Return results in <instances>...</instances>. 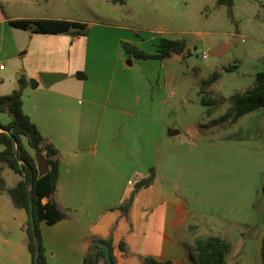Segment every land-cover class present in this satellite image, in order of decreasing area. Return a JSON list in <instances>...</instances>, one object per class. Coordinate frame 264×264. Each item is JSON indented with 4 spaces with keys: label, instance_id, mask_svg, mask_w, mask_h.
<instances>
[{
    "label": "crops",
    "instance_id": "0c3cea01",
    "mask_svg": "<svg viewBox=\"0 0 264 264\" xmlns=\"http://www.w3.org/2000/svg\"><path fill=\"white\" fill-rule=\"evenodd\" d=\"M43 1L47 0H0V3L6 4L11 11L14 6L40 7ZM9 13L0 5L2 27L10 20L33 18ZM75 31L72 29L69 33L55 35L67 34L70 45H73L80 43L79 39L86 35L87 26L84 35L76 34ZM9 34L13 37L9 43L11 50L18 52L25 48L20 55L29 54L35 34ZM123 38H119L115 59L116 62L121 59L122 65L118 66V70L122 79L114 90V84H111L113 78L107 87H100L94 81V86L86 90L82 83L88 76L85 71L82 73L78 70L76 77L66 82L70 73L59 67L60 49L65 50V39L58 41V45L47 44V40L43 44L37 41L33 49L32 54L37 58V63L26 79L22 107L44 140L58 150L56 191L43 202H54L66 214L65 219L53 225L40 224L47 264H82L92 240H111L117 264H140L144 257L167 261L169 264H192L189 256L194 259L193 254L197 255V239L217 236L226 240L230 238L228 227L233 224L238 225L237 228L246 226L250 231L246 232V236L242 235L245 245L250 237L255 236L260 248L264 234L263 196L259 205L263 212L262 233L257 229L253 231L258 226L257 220L260 222L258 211L254 208L256 202L252 199L246 206V212L240 210L242 195L237 196L241 192L240 186H234L232 194L235 195L229 202L236 204H231L227 213L219 210L218 214L212 215L215 220L211 223L205 221V214L208 213L195 210L189 198L180 197L179 192L186 193L193 186L186 174L180 180V172L174 162L178 161L174 157L179 142L173 137L178 136L180 131L163 122L158 126L160 132L156 133L157 136L150 140L146 137L158 124L151 119L152 98L144 104L135 89L140 86L143 97L151 94V90L148 88L147 76L127 77L133 62L131 65L126 60L123 62L129 57L123 52L121 42L133 41ZM49 46H53L54 50L57 48V51L48 50ZM40 73L63 77L45 87L39 79ZM61 81L65 82L51 88ZM3 82L1 80L0 83ZM18 87L10 85L6 93ZM127 98L128 103L124 104ZM7 119L6 115L0 114L2 122ZM131 129L136 130L137 137L132 142L129 140ZM163 130H168L167 134ZM171 131L177 133L169 135ZM186 133L190 137L198 135L195 128ZM144 135L145 138H142ZM129 142L135 144L133 150ZM151 168L155 170L151 185L137 191L128 214L122 215L116 208L130 196L134 185L148 176ZM7 169L10 168L0 163V177L6 189H9L20 178L10 183L6 179ZM262 173L261 187L264 183V168ZM221 204L224 206V201H218V205ZM27 219V212L15 206L5 191H0V264H31L23 230ZM192 219L194 222L196 219V222L193 223ZM188 235L190 237L184 240L183 237ZM119 244H123V250L119 249ZM258 252L259 249L256 250ZM243 253L246 256L248 252ZM98 264H103L101 259ZM234 264H237L236 261Z\"/></svg>",
    "mask_w": 264,
    "mask_h": 264
},
{
    "label": "rangeland",
    "instance_id": "374dc122",
    "mask_svg": "<svg viewBox=\"0 0 264 264\" xmlns=\"http://www.w3.org/2000/svg\"><path fill=\"white\" fill-rule=\"evenodd\" d=\"M0 5L5 12H10L8 15L32 19L56 17L87 26L80 43L70 45L67 34H36L7 23L4 27L0 25V65L4 68L0 70V82L4 81L0 83V95L9 94L6 91L10 85L26 81L37 63L32 54L37 41L43 44L47 40V44L58 45V41L66 40L65 50L60 49L59 66L70 73L66 82L75 78L79 70L88 75L82 81L86 90L94 86V81L100 87H107L111 78L114 79L111 83L114 90L122 79L118 70L121 59L115 60L119 38L132 39L133 42L121 43H129L146 54H154L162 38L184 40L188 47L181 56L162 61H136L132 57L123 60L133 62L127 77L147 76L151 90V94L143 97L140 86L135 89L144 104L152 98L151 119L158 124L142 138L146 136L150 140L157 136L158 126L163 122L176 127L180 134L173 137L179 142L174 157L178 161L174 162L180 180L186 174L193 185L188 192H179L180 197L189 198L195 210L208 213L205 221L211 223L215 220L212 215L218 214L219 210L225 213L230 210L229 206L234 203H229L235 195L233 188L240 186L241 192L237 194L242 195L240 210L246 212L248 202L252 199L256 202L254 208L260 222L257 220L258 226L253 231L257 229L262 233L263 212L259 205L264 168V109L248 113L234 123L214 124L213 121L224 115L228 99L234 92H244L252 87L255 74L264 71V0H234L231 15L216 0H124L122 5H115L112 0H47L41 2L40 7L14 6L11 11L6 4ZM9 32L35 34L29 54L20 55L25 48L18 52L11 50L9 43L13 37ZM221 45L231 47L218 57L212 56L211 50ZM54 49L48 47L50 51H57ZM203 53L207 54L206 59L202 58ZM216 73L218 77L212 85H202V80L211 79ZM62 82L65 81L51 88ZM127 103L128 98L124 101ZM194 128L198 135L188 136L186 132ZM167 131L163 130V133L167 134ZM130 136V142L136 141V130L131 129ZM130 147L133 150L135 144L130 143ZM6 179L14 183L19 176L7 169ZM220 200L221 203L224 201V206L218 205ZM236 226L228 227L230 238L226 241L231 244V251L225 264L235 261L237 264H260L258 238L248 236L250 240L245 245L242 235L246 236L250 231L246 226ZM243 252L248 253L244 256ZM193 257L197 260L196 254Z\"/></svg>",
    "mask_w": 264,
    "mask_h": 264
},
{
    "label": "trees",
    "instance_id": "16d2710c",
    "mask_svg": "<svg viewBox=\"0 0 264 264\" xmlns=\"http://www.w3.org/2000/svg\"><path fill=\"white\" fill-rule=\"evenodd\" d=\"M113 4H124V0H112ZM220 6L227 8L231 15L234 0H216ZM8 24L16 29L29 30L36 34H61L69 33L75 29L76 34H85V23L69 21L65 19H16L10 20ZM122 49L130 58L138 60L155 59L162 61L172 55H183L187 49L186 42L182 39L162 38L157 44L154 54H146L129 43H122ZM218 74H214L211 79L202 80V85L210 86L217 79ZM26 86V81L20 82L17 90L0 95V114L7 116V121L0 120V163L14 171L19 176V181L12 188L6 189L5 183L0 177V191H5L15 206L27 212L28 219L23 226L26 233V244L31 255V264H47L45 250L42 244L40 224L53 225L66 218V214L61 211L54 202H43L50 198L56 191L58 180V150L49 142H46L30 118L24 113L22 107V91ZM264 109V71L258 72L254 76V84L244 92H234L228 99V107L224 115L214 124L220 122L234 123L242 116ZM15 140V145L13 144ZM19 156L20 161L16 158ZM43 158L47 166L44 174L39 173L36 159ZM154 169H150L148 176L134 185L130 196L116 209L122 215L128 214L134 195L141 188L151 185L154 178ZM264 199V183L261 187ZM29 194L32 196V215L30 213ZM34 224L35 231L32 229ZM97 240H92V243ZM110 247V259L112 264H117L111 240H100ZM197 260L190 257L192 264H225L226 257L230 252L231 245L228 241L217 237L209 236L195 241ZM119 249L123 250V244H119ZM261 264H264V234L260 245ZM103 264H109L103 250L97 247L88 249L82 264H98L99 260ZM140 264H169L167 261H159L152 257H144Z\"/></svg>",
    "mask_w": 264,
    "mask_h": 264
},
{
    "label": "water",
    "instance_id": "95a60500",
    "mask_svg": "<svg viewBox=\"0 0 264 264\" xmlns=\"http://www.w3.org/2000/svg\"><path fill=\"white\" fill-rule=\"evenodd\" d=\"M230 47H231L230 45H221V46L215 47L211 50L210 54L212 56L218 57V56L224 54ZM128 64L131 65V61H129ZM38 76H39L40 81L42 82V84L45 87H49L54 82L58 81L59 79H61L63 77L62 75H59V74H50V73H40ZM176 133L177 132H175V131H171V132H169V135H174ZM13 144L15 145L14 139H13ZM16 158L20 161L19 156L17 154H16ZM36 161L38 164L39 173L44 174L47 171V166H46V163L44 162V159L43 158H37ZM29 200H30V210H31L30 215H31V217H33L31 194H29ZM32 229H33V231H35L34 224L32 225ZM97 247H100L103 250L108 263L112 264L111 259H110V253H109V251H110L109 245L100 241V240H97V241L92 243L91 249L95 250Z\"/></svg>",
    "mask_w": 264,
    "mask_h": 264
},
{
    "label": "built area",
    "instance_id": "2783aa9c",
    "mask_svg": "<svg viewBox=\"0 0 264 264\" xmlns=\"http://www.w3.org/2000/svg\"><path fill=\"white\" fill-rule=\"evenodd\" d=\"M202 58H203V59H206V58H207V54H206V53H203ZM1 69H3V67L0 65V70H1Z\"/></svg>",
    "mask_w": 264,
    "mask_h": 264
}]
</instances>
